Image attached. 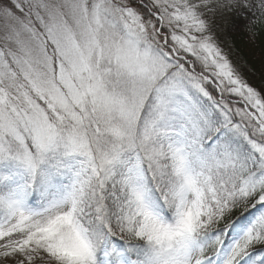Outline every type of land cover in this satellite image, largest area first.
I'll return each instance as SVG.
<instances>
[{
    "label": "snow or ice",
    "instance_id": "6c2138e0",
    "mask_svg": "<svg viewBox=\"0 0 264 264\" xmlns=\"http://www.w3.org/2000/svg\"><path fill=\"white\" fill-rule=\"evenodd\" d=\"M226 19L264 33V0H0V264H264Z\"/></svg>",
    "mask_w": 264,
    "mask_h": 264
},
{
    "label": "trees",
    "instance_id": "16d2710c",
    "mask_svg": "<svg viewBox=\"0 0 264 264\" xmlns=\"http://www.w3.org/2000/svg\"><path fill=\"white\" fill-rule=\"evenodd\" d=\"M225 51L250 85L264 89V33L252 37L244 27L233 29L225 20L219 29Z\"/></svg>",
    "mask_w": 264,
    "mask_h": 264
}]
</instances>
